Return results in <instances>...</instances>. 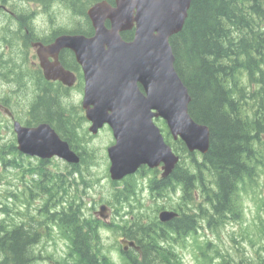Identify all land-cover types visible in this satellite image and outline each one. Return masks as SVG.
<instances>
[{"label": "trees", "instance_id": "16d2710c", "mask_svg": "<svg viewBox=\"0 0 264 264\" xmlns=\"http://www.w3.org/2000/svg\"><path fill=\"white\" fill-rule=\"evenodd\" d=\"M55 1L80 14L98 0H0L10 6L4 28L5 44L12 50L5 61L8 86L20 84V72L24 70L19 68L28 59L26 46L35 38L25 34V29H30V10L17 11L14 5L18 3L21 7L22 3L37 2L47 6ZM15 19L19 21L17 25ZM80 31L88 35L91 28L87 24ZM121 35L126 40L131 39L133 30ZM170 44L175 70L191 97L188 111L195 121L208 126L209 147L204 154L188 152L180 139L170 141L167 130L166 142L181 158L185 155V159L190 160L182 163L181 159L180 165L163 179L153 171L147 187L150 194L158 198L165 190L167 194L169 188L175 191L179 181L190 184L197 180L204 200L198 205V217H205L208 225L216 226L227 217L238 216L236 205L243 186L255 182L258 170L264 166V0H191L184 25L170 38ZM18 50L20 55L16 53ZM10 91H14L13 88ZM5 96L9 99L10 92ZM27 108L30 113L27 122H48L71 146L76 141L77 132L71 127L61 103L45 89L44 93L38 92ZM15 154L22 160L30 157L19 152L13 140L0 148V162L4 166L19 167L22 164L17 162ZM35 158L36 165L23 169L29 172L31 180L24 182L21 199L27 201L25 204L30 200L40 203L31 205L29 211L28 207L20 211L22 216L16 221H0V264H36L39 259L36 243L45 235H51L53 228L57 235L74 239L77 249L91 236V230L80 224L79 204L83 196L74 186L75 172L69 168L50 171L46 167L50 159ZM130 177L133 174L116 187L113 200L137 196L138 188L128 180ZM187 198L194 199L193 196ZM179 227L175 218L166 224L157 217L147 223L140 217L131 220L122 233L141 245L142 254L133 257L131 262L126 260L125 264H173L169 247L171 241L176 242ZM255 261L253 264H264L262 259ZM101 264L115 263L103 255Z\"/></svg>", "mask_w": 264, "mask_h": 264}, {"label": "water", "instance_id": "95a60500", "mask_svg": "<svg viewBox=\"0 0 264 264\" xmlns=\"http://www.w3.org/2000/svg\"><path fill=\"white\" fill-rule=\"evenodd\" d=\"M190 4L191 0H98L86 8L92 35L60 34L47 45L32 42L46 79L71 85L74 77L57 55L63 48L75 54L84 73L81 106L90 122L88 130L96 134L107 125L112 132L114 141L107 147V155L113 181L142 166H160L164 178L178 164L180 156L165 141L155 118L165 121L172 138L181 139L188 152L204 154L208 150L209 128L188 111L191 97L175 70L170 44V38L182 29ZM127 30H133L129 40L121 35ZM12 128L22 154L79 162L76 152L48 122L26 126L14 120ZM108 210L102 204L100 216L106 218ZM176 216L170 209L158 213L161 222ZM120 242L136 250L140 247L126 238Z\"/></svg>", "mask_w": 264, "mask_h": 264}, {"label": "rangeland", "instance_id": "374dc122", "mask_svg": "<svg viewBox=\"0 0 264 264\" xmlns=\"http://www.w3.org/2000/svg\"><path fill=\"white\" fill-rule=\"evenodd\" d=\"M7 8L10 9V6ZM14 8L17 11L30 10L29 25L36 30H43V33L53 28H70L80 18L76 12L66 8L58 1L47 6L37 2H26L22 3L20 7L17 3ZM11 52V48L7 47L6 57ZM16 53L20 55L19 50ZM24 64L33 71V66L28 59H25ZM26 81L28 84L26 87L21 83L14 87L10 84V86L4 84L7 81L0 79V95L4 97L10 92L7 102L11 103L14 108L16 107L17 112L25 120L26 104L38 90V84L31 75L27 77ZM239 82L242 83L241 77ZM249 83L252 86V82ZM11 88L14 91H10ZM80 98L77 95L70 98L59 96V103H61L66 115L71 117L68 119L72 128L76 129L75 126L77 127L76 141L73 144L86 152L85 159L92 162V165L84 169L71 167L69 170L75 172L76 185L74 186L82 191L87 210L91 211V207L100 200L103 201V204L108 202L112 207L113 215L109 218L106 217V220L111 223H103L100 229V239L102 241V254L117 262L120 257L114 251V244L119 243L123 228L129 226L131 220L136 217L142 218L145 223L149 222L151 218L157 217L160 205H174L177 203V198L173 189L167 191L164 198L153 197L147 189V182L153 176V171L146 170L133 174V177L128 179L133 181L138 188L137 196L134 195L123 201L113 200L116 187L123 184V180H120L116 185H113V181L109 177L108 165L105 164L106 147L113 142V136L108 126L101 128L96 135H91L87 130L88 124L83 123V118L80 115ZM154 121L160 127L165 139L168 130L165 122L162 119L159 121L155 119ZM15 139L11 122L0 112V148H5ZM170 141L173 143L176 140L172 139L170 135ZM14 156H16L17 162L22 164L19 167L4 166L0 162V221L3 219L16 221L22 216L20 211L27 207L29 211L31 205L40 203L39 200L36 202L30 200L29 204H25L27 201L21 199L24 196V182L31 180L29 172L23 169L36 165L37 159L24 157L22 160L17 157V154ZM185 158V155L181 158L182 163L190 160ZM46 167L50 171H65L66 169L64 161L56 157L50 159ZM155 174L157 177L159 176L157 172ZM71 176L73 178V174ZM243 187V192L237 200L236 208L239 214L236 218L227 217L222 223L214 226L207 225V219L204 217H198L196 231L191 233L186 241H183L187 245L185 248L180 249L175 241H171L169 248L174 257L171 258L173 264H222L223 262L224 264H253L255 260L257 262L260 259L264 262V166L258 170L255 182L247 183ZM199 188V194H201ZM196 202L204 203L203 197L200 196ZM95 206L96 210H99L97 204ZM219 221L222 220L219 219ZM50 232L51 235L42 237V241L36 246V252L39 256L36 264H53L52 262H57L63 258L65 239L57 235L54 228Z\"/></svg>", "mask_w": 264, "mask_h": 264}, {"label": "flooded vegetation", "instance_id": "af4514ba", "mask_svg": "<svg viewBox=\"0 0 264 264\" xmlns=\"http://www.w3.org/2000/svg\"><path fill=\"white\" fill-rule=\"evenodd\" d=\"M7 9L8 8H7L6 3H0V79L4 80V81H6L5 61H6V48H7V45L5 44L6 40L4 37V28L7 24V20H6ZM77 15L80 18L77 20V22H74L75 25H73L70 28H53L50 31H47L45 33H43L44 32L43 30H40V31L36 30L30 25H29L30 29H25V34L27 35V37H30V36L35 37L34 39H30L27 43V46H26L27 58H28L30 64L33 66L32 67L33 71L29 70V67H26L24 65L22 66V68L20 66L19 69L24 70L23 73L20 72V74H21V76H20L21 82L20 83L26 87L28 85L26 79L29 75H31V77L33 79H35V82H37V84H38V90L35 93L36 97H37V94L39 91L42 90V92L44 93V89L47 91L49 96H51L55 101H59V96H61V97L65 96V98H70V97L77 95L78 97H81L80 101H79V106H80V110H81L80 115L83 118V123L88 124V126H89L90 122L87 121V119L85 118V113H84V110L81 106V102L83 99V93H84V85H85L84 73H83L81 65L76 60V57H75V54L73 53V51H71L68 48H63L58 52V55H57V59L61 63V65L66 70L71 72L73 77H74L73 83L71 85H68V84H66V83H64L58 79H46L44 77L43 70L39 65L38 55H37L34 47L32 46V42H36V41H40L43 44L47 45V44L51 43L55 39V37H57L60 34H75V33L84 34L80 30L85 29L87 24L91 28L90 34H88V35H92L93 28L91 26L90 20L88 19L87 15H86V9H85L84 13H80V14L77 13ZM14 22L16 25L19 23V21L17 19H15ZM14 22H13V24H14ZM53 59L54 58L52 56H48L49 61H53ZM38 81L40 82V84ZM4 84H7V83H4ZM35 96H33L31 98V100L28 102V104L33 100V98ZM28 104H26V108H27ZM6 109H8V111L11 113V116L8 115V113L5 111ZM0 112H2L3 115H5V117L9 120V122H11V125H12L14 120H18L21 124L26 125V126H33V125H36L37 123H39V122H37V123L27 122L28 117L30 115L28 108L26 110V117H25L26 120H25L21 117L20 113L17 112L16 107L14 108V106L11 103L7 102V97L6 96L3 97L1 95H0ZM67 118L71 119V117L68 115H67ZM155 119H156V121H159L161 118H158V119L155 118ZM42 122H45V121H42ZM88 126H87V130H88ZM104 126H107V125H104ZM71 127H72V125H71ZM75 128L77 129L76 126H75ZM76 129L73 128V130H75V132H77ZM100 130H101V128L98 130V132ZM96 134L91 133V135H96ZM107 147H106V153H105V157H106L105 158V164H107L109 167L110 161H109V158L107 155ZM71 148L79 156V162L69 163V162L62 160V161H64V164L66 166L65 168L76 167V168H83L84 169L87 167L89 168L92 165V162L85 159L86 152L84 150L78 149L73 144H72ZM52 158H54V157H52ZM52 158H50V159H52ZM180 160H181V156H180ZM178 164L180 165V161ZM144 169L155 171L159 175L158 178L159 179L162 178V177H160V173H161L160 166L153 168V169H148L147 166H142L134 174H138L139 172H141V170H144ZM123 179H121V180H123ZM116 182H118V181H116ZM198 188L199 187H198V181L197 180L191 181L190 184H188V183L186 184L183 181H179L178 183L175 184V194H176V198H177V203L175 204V206L171 207V206H167L166 204H162L159 207L160 208L159 211L162 209L174 208L176 210V212L178 213L177 216L174 218L177 219L179 224H180V227H179L178 231L176 232V238H177L176 244H178L180 249H183L187 246L183 241H186L187 237L189 235H191V233H194L196 231V225H197V221H198V205H199V202H196V201H198V198H200ZM147 189H148V187H147ZM169 190H171V188H169ZM165 194H166V190H165V193L162 192V195H159V197L164 198ZM187 196H193L194 199H188ZM112 203H113V201H112ZM96 204H97L98 208H100V206L103 204V201L100 200V201L96 202ZM96 204H94L91 207V209H92L91 211L87 210V206L85 205L84 200H82V202H80V204H79L81 206L80 224L83 225L85 229L91 230V234H90L91 236L88 238L89 241L86 243H82L81 245H79V247H78L79 249H77L76 241L74 239H72L70 237L64 238L65 239V243H64L65 253L62 256L63 258H61L57 262L51 261L53 264H101V259H102L103 254H102V241L100 239V229H101L103 223H106V222L111 223V222L106 220L107 218H102V216H100L99 210H96V206H95ZM105 204L107 205L108 209L110 208L108 210V216H107L109 218L113 215L112 207L108 204V202ZM159 211H158V213H159ZM158 213H157V215H158ZM167 222H169V221H167ZM167 222H162V223L166 224ZM207 225H208V221H207ZM164 226H166V225H164ZM183 226H185V229H183ZM120 236L121 237H119V243L114 244V248H115L114 251L117 254V256L120 257V260L115 262L113 259L109 258L108 256L104 255L105 257L110 259V261H112L115 264H125L126 260H128V262H131V259L133 257L141 256V254H142L141 245L139 243H137V241L134 238H131V237H129L123 233H121ZM122 238H126L128 240H134L135 243L140 246L139 249L136 250L134 248V246H129L127 244L125 247L124 244H121V242H120V240ZM41 241H42V238L40 239V241H38L36 243V246H38V244ZM165 243L167 245V242H165ZM74 248L76 250H74ZM77 250H78V252H77Z\"/></svg>", "mask_w": 264, "mask_h": 264}]
</instances>
